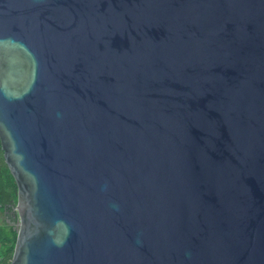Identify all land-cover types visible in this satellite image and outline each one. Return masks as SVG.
Wrapping results in <instances>:
<instances>
[{
	"label": "water",
	"instance_id": "water-1",
	"mask_svg": "<svg viewBox=\"0 0 264 264\" xmlns=\"http://www.w3.org/2000/svg\"><path fill=\"white\" fill-rule=\"evenodd\" d=\"M0 143L10 264H264V0H0Z\"/></svg>",
	"mask_w": 264,
	"mask_h": 264
},
{
	"label": "trees",
	"instance_id": "trees-1",
	"mask_svg": "<svg viewBox=\"0 0 264 264\" xmlns=\"http://www.w3.org/2000/svg\"><path fill=\"white\" fill-rule=\"evenodd\" d=\"M17 184L4 160L0 143V207L7 212L8 225L0 227L1 264H10L17 240Z\"/></svg>",
	"mask_w": 264,
	"mask_h": 264
},
{
	"label": "crops",
	"instance_id": "crops-1",
	"mask_svg": "<svg viewBox=\"0 0 264 264\" xmlns=\"http://www.w3.org/2000/svg\"><path fill=\"white\" fill-rule=\"evenodd\" d=\"M6 216H7L6 210L0 207V227H5L8 225ZM0 254H1V244H0Z\"/></svg>",
	"mask_w": 264,
	"mask_h": 264
}]
</instances>
